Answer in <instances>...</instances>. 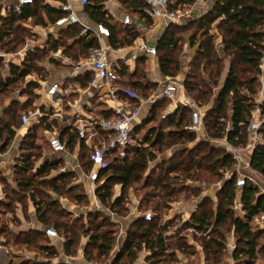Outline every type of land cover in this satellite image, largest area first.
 Returning a JSON list of instances; mask_svg holds the SVG:
<instances>
[{"label": "trees", "instance_id": "16d2710c", "mask_svg": "<svg viewBox=\"0 0 264 264\" xmlns=\"http://www.w3.org/2000/svg\"><path fill=\"white\" fill-rule=\"evenodd\" d=\"M122 8L128 9V14L143 19L145 25H151L152 20L145 16V2L143 0H118ZM12 2V0H9ZM101 0H87L83 5V12L95 23H101L109 30L108 43L111 47L130 46L139 36L136 24L122 25L113 22L111 16L106 15ZM196 0H167V9L175 11L193 5ZM65 12L44 4L42 0H34L32 4L25 5L20 14L11 7L1 12L0 6V49L7 53H15L24 44L28 32L22 23L32 22L34 25L46 26L55 24ZM186 21V22H185ZM181 25H186L184 19ZM179 23V24H180ZM169 24L155 41L157 65L159 72L164 77H172L179 68L173 65L170 55L183 38H176L171 28L180 26ZM190 26H195L193 32L188 34V44L194 49L193 71L186 74L183 85L186 93L200 104H210L204 116L207 132L211 138H222L233 145L243 146L248 137L245 133L247 118L253 108V99L259 82L257 78V64L264 49V0H212V7L205 14L188 21ZM214 24L215 33L222 44L223 57L228 59V69L222 83L219 77L222 71V61L218 58L213 44V34L210 33ZM80 31L79 26L69 25L66 30H59L56 36L49 35L43 48L37 46L28 51L20 65H9V73L2 75L0 62V107L5 97L8 103L0 112V148L5 152L13 141L14 128L19 126V116L27 110L35 98V81L26 82V75L38 74L43 68L38 67L39 58H47L50 51L64 47L65 52L77 59L76 52L68 50L75 45L80 47V53H87L89 47L95 46L90 39L75 38ZM156 57V54H155ZM147 62L146 55H139L132 71L122 66L118 71L120 85L134 92L141 98H148L158 89L156 82L145 79L144 66ZM202 71L207 74L208 82L195 72ZM46 73V71H45ZM39 75V74H38ZM39 78L43 76L39 75ZM213 87H217L213 91ZM18 96H26L27 100L20 102L14 99V92ZM122 98L128 97L120 93ZM135 102V99H130ZM167 99H161L150 106L146 116L132 131L133 138L140 137V144L129 146L123 157H118L114 151L105 156V165L98 171L96 179L95 197L99 204L117 216L127 212V192L137 183H142L143 188H151L142 198V202H152L150 206L154 217L145 221L142 216L134 219L125 233L120 249L115 253L110 264H133L138 253L144 249L149 252L147 259L150 264H157L162 256L174 257L168 253L171 246L184 250V243L177 234L166 235L167 224H161L158 216L161 210L169 209V203L178 199L176 195L196 197L201 193L199 187L190 188L186 181H201L202 178L220 180L223 173L232 166V160L224 149L215 148L209 141L195 142V135L186 127L189 124V110L179 106L173 113L161 118L162 105ZM261 116L264 118V101L260 105ZM157 121L156 125H150ZM52 123L60 128L61 134L67 132V127L55 120ZM49 123L40 121L39 125H32L18 143V155L11 165L15 177V185H10L0 174V184L3 186L5 198L0 201V210L7 209L19 203L26 210L28 200L35 209L37 221L44 227H52L63 238L62 248L66 256L76 253L80 236H87L83 247L84 260L92 261L106 257L112 251L116 241V225L101 211H89L83 223L82 216H72L71 212L61 207L58 196L72 198L74 202H88L86 193L73 194V186L68 187L69 179L73 172L63 171L52 175L57 170L61 160H40L41 145L35 143L38 126H48ZM149 125L147 129H145ZM143 132V133H141ZM141 134V135H140ZM264 139V129H263ZM75 139L73 134L68 135V145L71 148ZM193 143L189 146L188 144ZM171 146L179 147L173 157L166 163H159L160 170L154 177V170L144 175L148 163L155 159V152H161ZM38 157V158H37ZM79 159L82 167L89 169L91 166L87 149L80 147ZM251 168L264 177V140L254 150ZM158 167V166H157ZM155 178V179H154ZM118 186L119 194H113L112 187ZM178 185V187H177ZM185 191V192H184ZM73 194V195H70ZM218 201L216 213L212 218V210L208 207L207 198H204L190 215V220L184 228H193L206 233L201 238L200 245L204 252L205 260L210 256L214 262L219 259L224 251L222 237H215L213 233L222 224L228 223L236 237L232 259L241 264H253L258 256L264 257V241L258 238L264 236V229L253 225L256 216L264 214V194L256 186L246 183L238 189L232 182H227L216 193ZM236 196L240 197L246 215L239 217L233 212V202ZM151 198V199H150ZM156 200V201H155ZM212 218V220H211ZM212 226L209 232L208 228ZM15 242L26 247L39 250L48 258L57 255L54 245L43 233H36L35 238L23 234H9ZM173 242H171V240ZM124 260V261H123ZM219 262V261H218ZM22 264H34L24 261ZM57 264H64L62 262Z\"/></svg>", "mask_w": 264, "mask_h": 264}, {"label": "built area", "instance_id": "2783aa9c", "mask_svg": "<svg viewBox=\"0 0 264 264\" xmlns=\"http://www.w3.org/2000/svg\"><path fill=\"white\" fill-rule=\"evenodd\" d=\"M34 0H0L1 12L13 8L20 14L25 5L32 4ZM53 8L59 9L65 14L57 20L56 24L67 28L69 25H77L80 28L77 39L90 38L95 46L89 47L83 57L74 59L65 52L64 47L50 51L46 59V72L55 69V73L61 70V76L54 81L34 78L26 75V82L35 81V98L26 111L19 116V126L14 128L13 139L24 137L29 127L39 125L40 121L49 123L48 126H38L48 146L50 155L47 159H58L66 164V167L59 168L56 172L71 171L78 177L87 179L85 193L93 197L96 208L99 206L95 197L96 179L98 171L105 165V156L114 151L118 157H123L127 148L133 144H140L141 138H133L132 131L139 125L141 120L140 110L143 105L151 104L167 99L168 105L161 112L160 117L165 118L173 113L179 106L189 110V124L186 129L194 133L195 142L209 141L215 148L224 149L232 160V166L223 173L220 180H217L209 188L206 194L216 195L223 187L226 180H230L235 187L240 189L246 183L256 186L261 194H264V177L254 171L250 166V160L255 148L263 142L264 118L261 116L260 105L264 101V49L258 61L257 78L258 89L253 99V108L247 118L245 133L248 141L245 145L236 146L228 142L225 137L211 138L204 128V116L206 109L190 97L184 88L182 79L167 77L158 82L159 89L148 98H141L134 92L123 88L119 83L118 71L122 66L131 70L139 55L155 56V43L145 40H134L130 46L111 47L108 43L109 30L101 23L90 24L82 19L78 10L72 5V0H42ZM83 6L87 0H77ZM145 2L144 14L153 21L162 19L167 24L179 23L190 16L187 8L171 11L167 9V0H143ZM106 15H113L122 25L133 23L128 13H122L119 17L114 16L113 10L119 6L118 0H101L100 2ZM22 25H25L22 23ZM43 48L44 41L36 44ZM36 46L28 45L15 53H7L0 49V62L5 68L2 75L9 73V65H20L25 59L28 51ZM127 50V51H126ZM59 70V71H58ZM18 94V91L16 92ZM124 93L128 98H122ZM79 94L80 97L70 102V95ZM23 102L26 96H20ZM18 99V95H17ZM135 99V102L130 101ZM147 111V110H146ZM52 120L67 127V132L61 134L60 128L52 123ZM74 135V143L70 148L68 135ZM75 144H78V152L83 145L89 151L91 166L87 173H84L79 164V154L74 152ZM5 152L0 148V164L3 163L2 156ZM18 152L13 154L17 157ZM15 158L13 159V164ZM0 185V201L5 195ZM119 194V191H118ZM210 195V194H209ZM233 210L237 216L246 215L239 196L233 202ZM145 221H151L154 213L150 210L142 213ZM253 225L264 229V214L256 216ZM44 234L52 240L59 239V234L52 227H45ZM235 247L233 246L232 249ZM66 264H70L66 256ZM85 264H94L85 262Z\"/></svg>", "mask_w": 264, "mask_h": 264}, {"label": "rangeland", "instance_id": "374dc122", "mask_svg": "<svg viewBox=\"0 0 264 264\" xmlns=\"http://www.w3.org/2000/svg\"><path fill=\"white\" fill-rule=\"evenodd\" d=\"M72 2H74L73 4H80L77 0H72ZM120 6V13H128V9H124L121 6V3L119 4ZM192 6V5H191ZM191 6L185 7L187 9H190ZM197 15V14H196ZM131 16V15H130ZM196 17H186L185 19L187 20V24L188 21L193 20ZM181 22V21H180ZM179 22V23H180ZM186 22V21H185ZM179 23H176L179 24ZM25 25H22V27H24V29L27 30L28 35L25 36V40H24V44L21 47V49L25 46L28 45H35V44H40L42 43V41H47L48 36H43L40 37L39 33H42L43 28H45V26L42 25H34L32 22H26L24 23ZM171 24V23H170ZM175 24V23H174ZM181 25V23L179 24L180 26H177L175 28H171V32L172 34L178 39L181 37L183 38V40H180L178 47L171 52V59H173L174 64H172L171 67H173V65H178V69L177 71H175L174 76H172L175 79H182L184 80L186 77V74L190 71H193V64H191L192 62H194V56L193 50H190L189 48V44H188V34L193 32L195 29V26H190L189 25ZM169 24H167L168 26ZM166 26V27H167ZM166 27L164 26V24L162 25V23H159L158 21H154L152 22L151 25H147V31L146 32V38H150L152 40L157 39L158 37H160L161 33H163V31L166 29ZM67 28H65L64 30H66ZM215 28H214V24L211 26V31L210 33L213 34L214 38H213V44L216 50V55L218 58L223 57V51H222V44L221 41L219 39V36L214 32ZM193 48V47H192ZM195 49V47H194ZM20 50V49H19ZM80 47L75 45L73 48L69 49L68 51L71 52H76L77 54V59L79 57H83L86 54H82L80 53ZM193 51V52H192ZM156 54V61H157V55L158 52L155 53ZM46 57L42 58L38 60V67L41 68L40 66H42L43 68H41L40 72L38 73L39 75L43 76V78L40 79H47L50 80V73H45L46 71ZM157 64V63H156ZM228 59L225 58L222 61V71H221V75L219 77V83H222L225 73L228 69ZM144 73H145V79L147 81H149V79L154 78L155 77V73L157 72V68L153 69L152 65L149 61L146 62V65L143 67ZM5 68L1 69V72H3ZM159 72V69H158ZM160 73V72H159ZM198 76L203 77V79L208 82V78H207V74L202 72V71H196L195 72ZM36 74V73H32L30 74L31 76H33L34 78H39L40 76ZM161 75V74H160ZM217 87H213V91H216ZM157 90H155L154 92H156ZM17 91L14 92V99L15 97H17ZM153 92V93H154ZM152 93V94H153ZM6 103H8V98L5 97L4 101H3V106L4 107L6 105ZM168 105V100L167 102H165L162 105V110H160L161 112L167 107ZM205 109H207L210 104H204ZM2 107H0V112ZM148 108V105L145 104L142 106L141 110H140V116L142 117L146 110ZM26 111V110H25ZM61 124V123H60ZM157 121L152 122V124L150 125H156ZM147 129L148 127H150L149 125L145 126ZM204 128L207 131V127L205 125L204 122ZM35 135V143L40 144L41 147V155L38 158V160L44 157H48L50 155L48 146L46 144V141L42 135L41 130H37ZM143 133V132H141ZM208 133V132H207ZM141 135V134H140ZM141 137V136H140ZM211 145L212 142H210ZM12 145V147H11ZM15 145H19L17 144L16 139H13L12 143L9 145L10 148L9 150L2 156V160L5 161L7 160L9 157H11V153L15 147ZM189 146L193 145V143L188 144ZM78 144H75L74 147V152H78ZM214 147V146H213ZM179 147L177 146H171L169 148H164L161 152L156 151L155 148H151V150H153L155 152V159L150 161L148 163L147 168L145 169L144 175L149 173L150 171L154 170L155 175H157L159 173V169L156 170V168H159V163L161 161H164L165 163L167 161H169V159L171 157H173L174 152L178 149ZM80 152V149H79ZM78 152V154H79ZM87 153H89V151H87ZM79 164L81 166V169L83 170L84 173H87L89 171V169H86L85 167H82L81 165V161L79 159ZM158 166V167H157ZM62 167H66V164L64 162L60 163L59 168ZM58 168V169H59ZM7 169L6 166L3 167V170ZM57 169V170H58ZM57 170L52 171V175H56L57 174ZM226 172V171H225ZM155 179V178H154ZM215 179L214 178H202L201 181L195 182V181H186L185 184L188 185V187L190 188H194V187H199L201 191H206L207 188H209L212 184H214ZM87 183V179L85 178H79L78 175L76 173L73 172L72 177L69 179V184L68 187L73 186L74 189L72 191L73 194H81V193H85V187H86ZM97 184V182H96ZM178 187V185H177ZM118 186L114 185L112 187V192L113 194L117 195L118 194ZM151 188H143L142 183H137L134 184L127 192V212L124 213L121 216H117L115 214H113L112 212H110L107 208L102 207L100 204H98L99 206L96 208V204L95 202L92 203L91 200L93 199V197H91L90 195H88L87 199L88 202L85 204L83 202H74V200L72 198H67L65 196H62L63 200L65 201V205L61 204V207L64 208L66 211L71 212L72 216H82L83 219V223L86 224V214L89 211H96L99 210L101 211L104 215L108 216V218L110 219V221H112L113 223H115L116 225V241H115V245L112 249V251L109 253L108 256L106 257H100L99 259H94L92 261H87V262H92L94 264H110L112 262V259L115 255V253L120 249V246L122 244L123 239L125 238V233L127 231V229L129 228L131 222L134 219H137L138 217H140L142 215V213L144 211H152L150 206L152 205V202H146L143 203L142 202V198L144 197V194L146 192H150ZM185 192V191H184ZM207 192V191H206ZM206 192H204L205 194L199 193L198 196L196 197H185L184 198V194H181V196L176 195L175 197H178V199H176L175 201H172L169 203V209L167 210H161L159 216H158V221L161 224H167L166 227V231L165 234L166 235H174L177 234V238L181 237V242H183L184 245V250H179V249H175L173 248V246H171V249L168 251V253L172 252L174 254V257L169 258L168 255L167 256H162V259L157 263V264H241L239 262H236L235 260L232 259L231 255H232V251H233V246L235 247V240L236 237L233 233L232 227L228 224H222L219 227L216 228L215 232L213 233V235L215 237H222V241L224 242V251L222 253L221 256H219V259H217L216 262H214V258H212L210 256V258L208 257L207 260H205L204 257V252L202 250V247L200 245V239L205 237L206 233H203L201 231L195 230L191 227L189 228H184L185 223H187V221L190 220V215L192 214V212L194 211V207L197 203H200L204 198H207L209 201L207 202L208 207L212 210V218L216 213V204L218 201V197L216 195L213 196V194L209 193L208 195L206 194ZM70 194V195H73ZM151 199V198H150ZM156 201V200H155ZM99 203V202H98ZM20 205V206H19ZM15 204L13 206H11L10 208L4 209L2 208L0 210V248H2L1 253L6 254L9 258H10V262L11 264H22L24 261H27V256L31 255L32 257L35 255L37 256H45L43 255L41 252H39V250L34 249L33 247H26V245H23L22 243L19 242H15L14 239L11 238L9 234V232H14L16 229H18V216H17V209L18 207H21L23 209L22 204ZM70 206V209L72 210H68L67 207ZM170 208H174L176 209V212H172L170 210ZM174 211V210H173ZM179 211V212H177ZM234 214H236L235 210H233ZM211 218V220H212ZM212 230V226H210L208 228V231L210 232ZM87 236H80L79 238V242L77 245V250L76 253L73 256H68V261L70 262V264H85L86 260H84V257L82 255V251H83V247L87 242ZM59 239H63L60 235H59ZM57 239V240H59ZM174 239L171 240V242H173ZM175 241V240H174ZM264 241V236H261V238H258V242L262 243ZM51 242V241H50ZM53 242H56V240H53ZM149 255V252L147 250L142 249L139 253L138 256L136 258V260L134 261L133 264H150L151 260L147 259ZM46 257V256H45ZM31 258V257H30ZM31 260H28V262L30 263ZM124 261V260H123ZM219 261V262H218ZM64 264H66L65 262H62ZM125 264H127L126 261H124ZM253 264H264V257H262L261 255L258 256L256 258V260L254 261Z\"/></svg>", "mask_w": 264, "mask_h": 264}, {"label": "crops", "instance_id": "0c3cea01", "mask_svg": "<svg viewBox=\"0 0 264 264\" xmlns=\"http://www.w3.org/2000/svg\"><path fill=\"white\" fill-rule=\"evenodd\" d=\"M73 3L74 2H72V5L78 10V14L82 19L86 20L90 24L95 23L90 18H88V16H86V14L83 12V6H81L80 4L74 5ZM211 7H212V0H196V2L189 9L190 10V16L199 17V16L205 14L208 10H210ZM113 13H114V16L119 17L121 15L120 6H117V8H115L113 10ZM131 17H132L133 22L136 24L138 31L140 33L139 36L136 38V40H138V41L139 40H145V41L150 42V43H155V41L158 38L154 39V40H152L150 38H146V35H145L146 32L145 31H147V28H146V25H145L143 19L138 18L136 16H131ZM111 18H112L113 22H118V20L115 21V19L113 18V15H111ZM156 21H158L159 23H162V25L164 24L165 27L167 26V23L164 22L162 19H159ZM64 29L65 28L63 26L57 25L56 23L55 24H49L48 23L45 26V28H43L42 33H39V36L40 37H43V36L46 37L48 35L56 36L59 30H64ZM33 46H36V44ZM189 49L194 51V47L193 48L190 47ZM147 61H149L151 63L153 69L157 68V64H156L157 61H156L155 56H153V57L147 56ZM134 66H135V63L133 64L132 69L129 71H132L134 69ZM55 69L50 70V80H52V81H54L56 78H59L61 76V70L60 71L58 70L59 72H58V74H56ZM165 78H167V77L160 75V73L158 72V68H157V72L155 73V77L149 79V81L156 82L158 84V82L163 81ZM158 89H159V84H158ZM79 97H80L79 94L70 95V97H69L70 102L77 100ZM20 98H22V97L18 96V99H17V97H15V99H17L18 101L23 102V100L21 101ZM21 140H22V138L16 139L17 144ZM11 147H12V145H11ZM17 150H18V145H15V147L11 153V157H9L7 160L3 161V163L0 164V174L8 181V183L10 185H13V186L15 185V177L12 173L11 165L13 164V159L15 158V157L13 158V154L18 152ZM4 166H6L7 169L3 170ZM2 191H3V188H2ZM204 192L205 191H201L202 194H205ZM3 193H4V191H3ZM57 199L59 200V202L61 204L65 205V201L63 200L62 196H58ZM91 202L94 203V200L92 199ZM17 204L19 205V203H17ZM198 204L199 203H197L195 205L193 210H195V208L197 207ZM25 208H26L25 213L23 212V209L21 207H18V209H17V212H18L17 216L19 218L18 219L19 223L17 226L18 229H16L14 231V233L17 235L21 234L22 235L21 237H23V234H26V235L30 236L29 238L33 239V238H35L36 233H43V230L45 227L39 221H37L34 206L32 205V203L29 200L26 203ZM67 208H68V210H72V209H70V206ZM170 210L172 212H176L175 211L176 209H174V208H172V209L170 208ZM177 212H179V211H177ZM49 240L51 241V244L54 245L56 248L57 255L55 257H53V258H48L45 256L41 257V256H37L34 254L33 257L31 255L27 256L26 260L27 261L31 260L30 263H34V264H57L60 262H66V260H65L66 257H65V254L63 253V248H62V243H63L62 239H59V240L56 239V242H53L52 239H49ZM1 250H2V248H0V252H1ZM10 261H11L10 258L6 254H3V253L0 254V264H11Z\"/></svg>", "mask_w": 264, "mask_h": 264}, {"label": "water", "instance_id": "95a60500", "mask_svg": "<svg viewBox=\"0 0 264 264\" xmlns=\"http://www.w3.org/2000/svg\"><path fill=\"white\" fill-rule=\"evenodd\" d=\"M1 59V58H0ZM230 180H226L224 183H223V185H222V187L225 185V183H227V182H229Z\"/></svg>", "mask_w": 264, "mask_h": 264}]
</instances>
